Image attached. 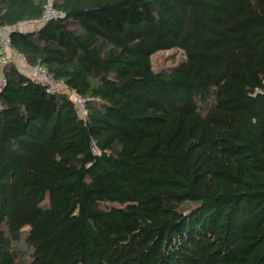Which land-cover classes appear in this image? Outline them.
Here are the masks:
<instances>
[{"label": "trees", "instance_id": "1", "mask_svg": "<svg viewBox=\"0 0 264 264\" xmlns=\"http://www.w3.org/2000/svg\"><path fill=\"white\" fill-rule=\"evenodd\" d=\"M0 25L70 92L5 66L0 264H264V0H0Z\"/></svg>", "mask_w": 264, "mask_h": 264}, {"label": "built area", "instance_id": "2", "mask_svg": "<svg viewBox=\"0 0 264 264\" xmlns=\"http://www.w3.org/2000/svg\"><path fill=\"white\" fill-rule=\"evenodd\" d=\"M60 14L55 10L54 7L49 3L46 6L45 13L43 15V22H48L53 19H58ZM0 91L4 85L7 83V77L5 75V66L10 62L14 61L18 64H22L24 71L28 77L31 79L43 84L46 87V90L49 94H59L65 90L63 85H60L51 75L49 70L42 65H29L27 58L22 53L18 52L12 47L10 33L6 31L0 25ZM63 84V83H61ZM59 92V93H58ZM70 99L75 103L77 109L79 110L80 115L86 117L87 110L85 108V101L81 96L76 93L70 94Z\"/></svg>", "mask_w": 264, "mask_h": 264}, {"label": "rangeland", "instance_id": "3", "mask_svg": "<svg viewBox=\"0 0 264 264\" xmlns=\"http://www.w3.org/2000/svg\"><path fill=\"white\" fill-rule=\"evenodd\" d=\"M53 20H56V19H53ZM44 23H46V22L42 21V24H44ZM72 26L74 29H78V25L73 23ZM36 27H37V25L33 26V27L29 26L30 29L36 28ZM184 59H185V56L181 50L173 49V50H169V51H161V52H158L157 54H155L152 57V64H153V68L155 71L169 70V69H172V68L178 66L180 63H182V61H184ZM18 68L20 70L24 71L22 64H18ZM59 84L64 86L65 90H63V92L68 91L67 86L65 84H61V83H59ZM68 93H70V92L68 91Z\"/></svg>", "mask_w": 264, "mask_h": 264}]
</instances>
